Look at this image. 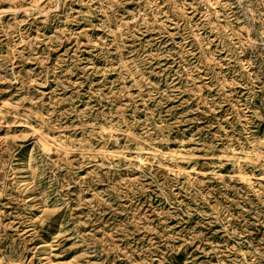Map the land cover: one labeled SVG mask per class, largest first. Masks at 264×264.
<instances>
[{
    "label": "rangeland",
    "instance_id": "1",
    "mask_svg": "<svg viewBox=\"0 0 264 264\" xmlns=\"http://www.w3.org/2000/svg\"><path fill=\"white\" fill-rule=\"evenodd\" d=\"M0 264H264V0H0Z\"/></svg>",
    "mask_w": 264,
    "mask_h": 264
},
{
    "label": "bare ground",
    "instance_id": "2",
    "mask_svg": "<svg viewBox=\"0 0 264 264\" xmlns=\"http://www.w3.org/2000/svg\"><path fill=\"white\" fill-rule=\"evenodd\" d=\"M18 125H19V124H18ZM47 136H48V135H47ZM41 137H42V136H41ZM41 137H40V138H41ZM42 138H43V137H42ZM41 140H42V139H41ZM39 141H40V140H39Z\"/></svg>",
    "mask_w": 264,
    "mask_h": 264
}]
</instances>
